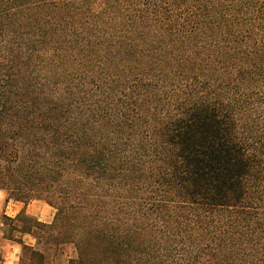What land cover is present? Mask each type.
Here are the masks:
<instances>
[{
	"label": "trees",
	"instance_id": "16d2710c",
	"mask_svg": "<svg viewBox=\"0 0 264 264\" xmlns=\"http://www.w3.org/2000/svg\"><path fill=\"white\" fill-rule=\"evenodd\" d=\"M0 191L22 264H264V0H0Z\"/></svg>",
	"mask_w": 264,
	"mask_h": 264
},
{
	"label": "crops",
	"instance_id": "0c3cea01",
	"mask_svg": "<svg viewBox=\"0 0 264 264\" xmlns=\"http://www.w3.org/2000/svg\"><path fill=\"white\" fill-rule=\"evenodd\" d=\"M19 214H25L35 221L49 225L54 218V210L43 202L34 201L26 205L7 200V194L0 191V218L6 216L13 219ZM22 245L3 238L0 230V264H22L23 248H36V240L30 235L21 237Z\"/></svg>",
	"mask_w": 264,
	"mask_h": 264
},
{
	"label": "rangeland",
	"instance_id": "374dc122",
	"mask_svg": "<svg viewBox=\"0 0 264 264\" xmlns=\"http://www.w3.org/2000/svg\"><path fill=\"white\" fill-rule=\"evenodd\" d=\"M1 223H2V220L0 218V230L6 229V227H3L1 225ZM63 250H64L63 254H60V253L57 254V260L56 261L58 264H64L68 258H74L75 257V252L71 246H65V247H63ZM93 264H98V263L95 262ZM107 264H113V263H107Z\"/></svg>",
	"mask_w": 264,
	"mask_h": 264
}]
</instances>
